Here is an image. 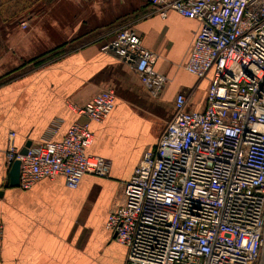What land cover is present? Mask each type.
I'll list each match as a JSON object with an SVG mask.
<instances>
[{"label": "built area", "instance_id": "obj_1", "mask_svg": "<svg viewBox=\"0 0 264 264\" xmlns=\"http://www.w3.org/2000/svg\"><path fill=\"white\" fill-rule=\"evenodd\" d=\"M148 1L162 19L175 11L200 23L184 68L209 87L202 111L177 96L106 229L126 248V264H264V0ZM102 49L134 64L149 96L160 97L169 78L133 27ZM114 107L113 90L99 92L78 108L84 120L62 140L33 144L24 156L11 132L6 159L10 168L21 162L19 187L62 176L75 190L85 175L108 177L111 161L89 153L91 124Z\"/></svg>", "mask_w": 264, "mask_h": 264}, {"label": "crops", "instance_id": "obj_2", "mask_svg": "<svg viewBox=\"0 0 264 264\" xmlns=\"http://www.w3.org/2000/svg\"><path fill=\"white\" fill-rule=\"evenodd\" d=\"M126 27L141 35L158 58L155 69L169 78L158 99L142 87L134 64L102 49ZM0 28V76L16 75L0 87V264H126L127 250L106 222L143 155L156 149L177 96H186L188 110L204 109L209 81L184 68L200 23L175 11L162 19L148 0H54L27 29L4 20ZM60 46L62 55L35 65ZM107 89L115 107L103 123L91 124L89 153L111 161L110 175H85L75 190L62 176L29 190L10 186L9 134L19 152L27 142L60 141L84 120L78 108Z\"/></svg>", "mask_w": 264, "mask_h": 264}, {"label": "rangeland", "instance_id": "obj_3", "mask_svg": "<svg viewBox=\"0 0 264 264\" xmlns=\"http://www.w3.org/2000/svg\"><path fill=\"white\" fill-rule=\"evenodd\" d=\"M48 0H41L39 3L36 2V0H0V21L3 20V17H9L10 15H13V18L9 20V22L13 23H19L21 24L23 21H28L31 19V16L33 14H36L37 10L40 8H45L47 6L46 2ZM144 1V0H141ZM147 2V0H145ZM3 12H6L7 14H4ZM2 32H6V29L0 28V40L2 38ZM1 41H0V58L4 56L1 48ZM16 79V75H5L0 76V87L2 85H5L7 83L12 82ZM203 82L199 84L197 88V96L201 95V92L203 91Z\"/></svg>", "mask_w": 264, "mask_h": 264}, {"label": "water", "instance_id": "obj_4", "mask_svg": "<svg viewBox=\"0 0 264 264\" xmlns=\"http://www.w3.org/2000/svg\"><path fill=\"white\" fill-rule=\"evenodd\" d=\"M31 145H32L31 142H27L25 147L20 151V155L22 156L26 155ZM20 165H21V162L17 160L13 163L12 167L10 168L9 178H10V186L12 187H19Z\"/></svg>", "mask_w": 264, "mask_h": 264}, {"label": "trees", "instance_id": "obj_5", "mask_svg": "<svg viewBox=\"0 0 264 264\" xmlns=\"http://www.w3.org/2000/svg\"><path fill=\"white\" fill-rule=\"evenodd\" d=\"M41 0H36V2H40ZM54 0H48L46 2L48 3H51L53 2ZM4 14H7L6 12H3ZM13 18V15H10L9 17H3V20L4 21H9L10 19ZM64 46H60L44 55H42L41 57L33 60V62L35 63V65H40V64H43V63H47L49 61H51L52 59H55L57 57H59L60 55H62L65 51L62 50Z\"/></svg>", "mask_w": 264, "mask_h": 264}]
</instances>
